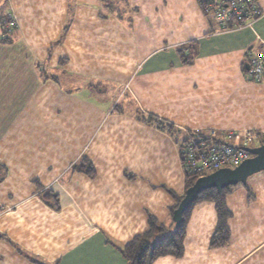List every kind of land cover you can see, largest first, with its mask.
Here are the masks:
<instances>
[{
	"label": "crops",
	"instance_id": "0c3cea01",
	"mask_svg": "<svg viewBox=\"0 0 264 264\" xmlns=\"http://www.w3.org/2000/svg\"><path fill=\"white\" fill-rule=\"evenodd\" d=\"M260 9L222 30L198 0H0V264H129L121 247L151 216L171 225L186 192V131L264 136L246 55L264 53ZM225 202L226 244L212 245L218 212L202 200L183 254L152 264H264V170Z\"/></svg>",
	"mask_w": 264,
	"mask_h": 264
},
{
	"label": "built area",
	"instance_id": "2783aa9c",
	"mask_svg": "<svg viewBox=\"0 0 264 264\" xmlns=\"http://www.w3.org/2000/svg\"><path fill=\"white\" fill-rule=\"evenodd\" d=\"M115 1V0H106ZM205 13L214 16L222 30L242 28L261 15L260 0H198ZM249 75L256 82H264V53L255 48L246 52ZM240 138V143L233 139ZM256 134L246 131L219 133L217 130H197L183 148L185 169L199 176L224 167L234 168L251 156L246 148L256 146Z\"/></svg>",
	"mask_w": 264,
	"mask_h": 264
},
{
	"label": "trees",
	"instance_id": "16d2710c",
	"mask_svg": "<svg viewBox=\"0 0 264 264\" xmlns=\"http://www.w3.org/2000/svg\"><path fill=\"white\" fill-rule=\"evenodd\" d=\"M180 54L182 55L185 63H189L193 60L190 57L187 58L181 49ZM145 121L156 124L158 128L167 131L172 135L179 134V130H177L172 124L159 120L153 116L147 117ZM186 133V137L180 142L183 164V148L189 142L190 138L196 135V131H186ZM262 143H264V136H262ZM185 171V183L187 190L200 176L196 173L188 171L187 169H185ZM88 173L92 174V171H88ZM6 176L7 168L0 163V182H2ZM231 187L232 186L226 187L221 192H218L216 188H211L200 193L189 209L185 211L184 222L179 226H177L173 220V212L185 194L180 196L173 193L177 204L171 210V225L160 223L153 216H151L149 219V230L144 234L134 237L128 244L121 247L122 254L128 260L129 264H152L157 258L165 255L180 257L184 251V238L188 214L190 213L192 206L202 200H210L216 203L218 226L212 238V245L215 247L223 246L230 237L228 229L230 212L226 206L225 199ZM42 197L44 201L52 207L56 209L59 208L58 196L54 195L52 192L46 191Z\"/></svg>",
	"mask_w": 264,
	"mask_h": 264
},
{
	"label": "water",
	"instance_id": "95a60500",
	"mask_svg": "<svg viewBox=\"0 0 264 264\" xmlns=\"http://www.w3.org/2000/svg\"><path fill=\"white\" fill-rule=\"evenodd\" d=\"M248 68H250V65H248ZM246 150L251 153V156L238 166L234 168H220L209 174L200 176L195 183L186 190L184 197L173 212V220L177 226L184 222L185 211L189 209L203 191L216 188L218 192H221L226 187L246 184L252 175L264 170V143L253 147H247Z\"/></svg>",
	"mask_w": 264,
	"mask_h": 264
},
{
	"label": "rangeland",
	"instance_id": "374dc122",
	"mask_svg": "<svg viewBox=\"0 0 264 264\" xmlns=\"http://www.w3.org/2000/svg\"><path fill=\"white\" fill-rule=\"evenodd\" d=\"M260 139H262V136H260V135L257 136V141L260 140Z\"/></svg>",
	"mask_w": 264,
	"mask_h": 264
}]
</instances>
